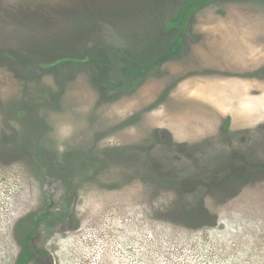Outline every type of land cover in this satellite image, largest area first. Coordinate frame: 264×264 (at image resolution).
Here are the masks:
<instances>
[{
    "label": "rangeland",
    "instance_id": "1",
    "mask_svg": "<svg viewBox=\"0 0 264 264\" xmlns=\"http://www.w3.org/2000/svg\"><path fill=\"white\" fill-rule=\"evenodd\" d=\"M0 264H264V0H0Z\"/></svg>",
    "mask_w": 264,
    "mask_h": 264
},
{
    "label": "trees",
    "instance_id": "2",
    "mask_svg": "<svg viewBox=\"0 0 264 264\" xmlns=\"http://www.w3.org/2000/svg\"><path fill=\"white\" fill-rule=\"evenodd\" d=\"M202 211L204 212V214H201ZM175 212L177 213L178 219L189 223L210 220L213 219V217H215L214 215H210V213L204 210L195 211L193 209H188V210L182 209Z\"/></svg>",
    "mask_w": 264,
    "mask_h": 264
},
{
    "label": "crops",
    "instance_id": "3",
    "mask_svg": "<svg viewBox=\"0 0 264 264\" xmlns=\"http://www.w3.org/2000/svg\"><path fill=\"white\" fill-rule=\"evenodd\" d=\"M229 42V41H228ZM238 42H240V41H233V44H237ZM238 46H239V48L241 49L242 47H240L241 46V42L240 43H238ZM241 50H243V48L241 49ZM240 50V51H241ZM249 59V58H248ZM248 62H250V60H248Z\"/></svg>",
    "mask_w": 264,
    "mask_h": 264
}]
</instances>
